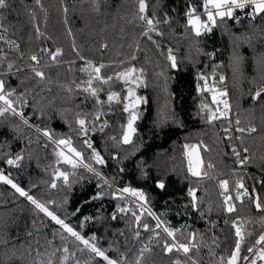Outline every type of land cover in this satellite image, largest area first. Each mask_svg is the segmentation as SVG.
<instances>
[{
  "label": "trees",
  "instance_id": "trees-1",
  "mask_svg": "<svg viewBox=\"0 0 264 264\" xmlns=\"http://www.w3.org/2000/svg\"><path fill=\"white\" fill-rule=\"evenodd\" d=\"M7 3V8L0 9V79L5 80L6 91L15 90L11 98L18 109L22 107L28 123L11 113L0 116V172L85 239L94 236L92 242L97 247L111 258H123V264H135L146 245L151 250L143 253L140 264H175L177 260L180 264H221V257L226 264L237 240L233 221L245 233L238 264L244 257L251 264L255 257L247 249L264 232V210L253 202L259 195L264 203V92L254 98L256 91L264 88V13L253 19L248 15L250 7L237 10L239 22L217 18L210 32L196 36L186 13L194 7L204 20L203 0H145V13H140L139 0H98V6L97 0ZM142 15L160 21L156 31H149ZM57 49L62 54L53 61L50 53ZM169 49L176 57V67L168 59ZM32 55L38 56L39 65L30 59ZM89 61L97 67L107 66L101 69L102 76H113L108 84L93 80L92 86L102 89L98 93L104 101L101 105L85 91ZM8 64L13 65L11 70ZM34 65L45 73L44 79L32 71ZM131 66L143 69L142 76L139 71L136 75L146 86L133 87L136 96L147 102L137 105L136 134L130 144H124L121 141L129 118L124 105L129 101L125 98L130 85L115 74ZM201 75L207 77L213 91L204 89ZM224 88L234 117L240 121L235 133L226 117L209 119L212 112L219 115L220 103L213 101V95L219 101L216 90ZM111 92L120 94L119 103H107ZM16 96L21 99L17 101ZM97 111L102 113L99 120H95ZM77 113L87 118V136L79 131ZM249 127L256 131H238ZM44 130L50 131L54 140L70 137L72 146L83 153V164L94 171L83 164L73 169L62 159L58 162L56 152L63 149L67 153L68 149L57 148ZM86 139L105 164L91 158L92 149L83 143ZM185 145L198 148L186 149ZM234 147L241 159L248 158L245 164L237 161ZM197 152L203 161L200 170L206 176L195 177L188 170V154L194 157ZM17 155L23 156L19 166L5 165ZM209 163L214 167L209 168ZM57 170L69 173L68 184L55 179ZM159 179H163L164 189L157 186ZM54 180L56 187L52 188ZM221 180L229 183L227 194L233 197L235 212L226 211ZM240 180L250 193L242 201L236 199ZM124 187L142 190L148 209L170 227L182 229L183 235L177 233L181 242H187L188 233L195 232L197 247L188 254L166 253L151 230L155 218L148 216L147 210L141 214L127 193L118 198ZM189 188L196 189V208ZM100 192L104 193L101 198L92 199ZM118 206L130 211L118 212ZM133 212L141 217L139 223ZM144 223L150 230L142 227ZM156 231L166 236L162 229ZM49 262L107 264L10 184L0 181V264ZM256 264H264V260L257 259Z\"/></svg>",
  "mask_w": 264,
  "mask_h": 264
},
{
  "label": "snow or ice",
  "instance_id": "snow-or-ice-1",
  "mask_svg": "<svg viewBox=\"0 0 264 264\" xmlns=\"http://www.w3.org/2000/svg\"><path fill=\"white\" fill-rule=\"evenodd\" d=\"M39 2V0H37ZM97 6H98V0H97ZM8 3L7 0H0V9L2 8H7ZM250 7V12L248 13L249 16H251L253 19H255L256 15L264 13V0H203V8H204V13L206 14V19L202 20L200 15H196V9L194 7L189 8L188 12L186 13L187 15V22L188 25L191 26L192 30L195 32L196 36H200L202 32H210L212 30V26L216 25V20L217 18L224 20V18H234L236 22H239L240 17L235 16V12L237 10H243L245 8ZM147 9V4L145 3V0H139V10L140 13H145ZM67 11V9H65ZM142 20L145 21V23L149 27V31H156L155 25L158 24L160 21L156 20L154 21L153 19L148 18L145 15H142L140 17ZM167 22V21H165ZM161 35L163 33H160ZM147 35V33H145ZM3 37L0 36V39ZM12 43V42H10ZM18 47V46H17ZM61 50L57 49L55 53H50L51 59L53 61L56 60L57 55H60ZM32 61L35 62L36 65L40 64V60L37 55H32L30 57ZM132 59H135L133 56ZM168 59L172 62L171 66L176 67V57L172 54V50H168ZM240 57H236V62L239 63ZM89 68L91 71L89 72L90 79L87 81L88 87L85 88V91L88 92L92 97L96 98V103L98 105H101L104 103V101H101L99 98V91H102V89H98L96 87L92 86L93 80L100 81L102 84H108L110 81L113 80V76L109 75L107 77L102 76L101 69L107 67L104 64L97 66L92 65V62H88ZM13 67L12 64H8L9 70ZM32 71L35 73L36 76L40 77L41 79L45 78V73L41 70H39L35 65L32 67ZM82 71H88V69H82ZM139 71L140 76L143 75V69L137 70L135 66H131L124 71L118 72L115 74L116 79L123 80L126 84H129L130 86L127 88V96L125 99L132 101L131 103H127L124 105V111L129 113V118L127 121V125L125 126V130L122 136V143L124 144H130L132 142V137L136 134V128L134 127L135 121L138 119L137 112L135 111L137 105L139 103H146V98L144 97H139L136 96L135 94V89L133 86H146L144 84V81L140 79V76H137L136 73ZM199 79L204 80V89H207L208 91H213V89H209L207 85V77L201 75ZM221 80L224 79L223 76L220 77ZM139 81V83H138ZM5 80L0 79V116H3L5 113H11L13 116H19L25 124L28 123L27 119H24V112L21 108H17L15 101L11 98L14 95L15 90H7L5 87ZM199 87V86H198ZM219 95L221 97H226L227 96V91H219ZM264 92V88H261L256 91L255 97L254 98H259L261 93ZM21 96H16V100H20ZM113 101H116L117 103L120 102V94L118 92H111L107 96V103L111 104ZM213 101L223 104L224 111H219V115H217V112H212L209 119L210 120H215L220 117H227L228 116V111L230 110V105L228 103L227 99H222L217 101V97L214 94L213 95ZM202 107L207 108V105H203ZM102 115L101 112L97 111L95 115V120H99L100 116ZM76 123L79 126V131L81 134L87 136L88 134V121L86 117H83L81 114L77 113L76 116ZM237 124L240 123L239 120L236 121ZM107 126V122L105 121L103 127ZM103 127L101 128V131L103 130ZM96 130L95 123L93 122L92 124V131ZM227 131V129H226ZM238 131L243 133L245 131L248 132H255L256 129L254 127H249L248 129L245 128H238ZM43 134L47 136L50 140H52V143H54L57 148H60V146H63L64 148L68 149V152L66 153L63 149H60L59 151L56 152V155L58 157V162L60 159L63 160L64 163L71 165L73 169L79 167L81 164H83V153L80 151H77L75 147L72 146V140L71 138H62L58 140H54L52 138V133L50 131L44 130ZM113 139H115L113 137ZM84 144L87 145L89 149H92V159L97 163V164H105L104 158L100 155L99 152H97L93 146L90 140H84ZM186 149L187 148H198L197 145H185L184 146ZM233 153L237 157V161L243 165L247 162V157H244L243 159L240 158V152L236 150L234 147ZM248 151L247 148L244 149V152L246 153ZM77 159H73V155ZM189 155V163H188V170L191 172V174L195 177H200L202 175H207V173H202L201 172V167L203 165V161L199 156V153H196V161H195V166L193 164L192 160V155L191 153ZM23 159L22 155H17L14 159H8L7 163L9 165H15L19 166L18 162ZM83 167H85L88 171H94L91 165L89 164H83ZM209 168L214 167L211 163L208 164ZM122 171V169H121ZM99 175V173H96ZM55 179L59 180L62 179L64 184H68L69 181V173L61 170H57L54 173ZM0 181H4L7 184H10L16 192L19 193V195L26 197L29 201L32 202L36 206V208L40 209L41 211L45 212L53 221H55L58 225H60L64 230H66L67 233H69L72 237H75L76 240L81 241L83 245L89 249L92 253H94L96 256L103 258V260L107 261V264H123V258L121 260H117L114 258L109 257L106 254L105 250H102L101 248L97 247L96 243L92 242L95 240V237H89L88 239H85L80 232L76 231L72 226L67 224L65 220L59 218L57 215H55L53 212L49 211V209L45 206V204L41 203L38 201L36 198H34L32 195H29L27 191H25L23 188H21L19 185L15 184L12 179H9L8 176H5L2 172H0ZM105 183L107 181L105 180ZM157 186L160 189L165 188V183L163 179H159L157 181ZM52 188L56 187L55 180L51 184ZM220 187L223 190L221 192V195L223 196V203L226 208L227 212H235V204L232 203L233 197L231 195H228L227 193L229 192V183L227 180H221L220 181ZM237 191H236V199L238 200H243V197L245 196H250V193L248 189L245 187L244 183L242 180L237 181L236 184ZM243 191H240V190ZM123 193H130L134 197H138L140 201H143L144 204H147V197L146 194L142 190L134 189L131 187H124L120 189L117 193L118 198H122L120 194ZM189 196L192 197V207L196 208L197 206V198H196V189L195 188H189L188 190ZM104 195L103 192L97 193L96 196H93L92 199H99ZM253 202L255 204V207L257 209H262L264 210V203L261 202L259 195H256L253 198ZM144 204L140 205L141 208V214L144 213ZM118 212H127L130 211V209L125 208V207H119L117 208ZM132 215L136 218L137 223H139L141 217L137 216L135 212L132 213ZM147 215L152 216L155 218L156 223L153 229H151L155 236L157 238H160V242L163 245V249L166 253H172V252H183L184 254H188L189 252L192 251L193 248L197 247V244L195 243V237L196 233L195 232H190L188 233L187 237L185 238L187 242H181L177 238V233H180L183 235L182 229H176L170 227L166 221H163L157 216L154 212H152L150 209L147 210ZM203 215V214H202ZM116 218V214L114 213L112 216V219ZM91 219L90 217H85V220ZM233 226L235 228V236L237 237L235 247L231 253L230 256L227 257L226 264H238V261L240 260V251H241V244L243 243L245 239V233L243 232L241 226L237 221H233ZM142 227L145 230H150V226L147 223H144ZM156 229H162L163 233L166 234V236L162 237L160 231H156ZM140 233L137 231L136 236L139 237ZM250 235V234H249ZM170 238V239H169ZM262 242H264V234H261L256 241V244L259 245ZM147 247V245L141 250L139 257L135 261V264H140L141 260L143 259V253L145 251H150ZM63 251L65 253L68 252L67 248H64ZM83 251V249H81ZM249 253L255 252V258L251 260V264H256V260H264V247L259 248L258 251L255 250V246L249 247L247 249ZM68 257L67 255L64 257V260L67 261ZM243 259L247 260L248 257H244ZM51 264V262H49ZM78 264V262H77ZM175 264H180V261L177 260L175 261ZM193 264H196L195 261H193ZM221 264H225V260L223 257H221Z\"/></svg>",
  "mask_w": 264,
  "mask_h": 264
},
{
  "label": "built area",
  "instance_id": "built-area-1",
  "mask_svg": "<svg viewBox=\"0 0 264 264\" xmlns=\"http://www.w3.org/2000/svg\"><path fill=\"white\" fill-rule=\"evenodd\" d=\"M203 16H204V18L206 19V14H205L204 12H203ZM225 90L227 91V96H226V97H221V96H220L219 100L227 99L229 105L231 106V107H230V110L228 111V116H227L226 118H227V119L229 120V122H230V130L232 131V133H235V132L237 131V128H236V119H235V117H234V112H233L232 104H231L230 99H229L228 90H227L226 88H224L222 91H225ZM224 110H225V109H224V107H223V104L220 103L219 111H224ZM7 160H8V159H7ZM7 160L5 161V165H6V166H9V164L7 163ZM126 196H127L128 199H129V200H130L135 206H137V207H140L141 204H144V202H143V201H140L138 197H134V196H132L130 193H127ZM144 209H145V210H148V207L146 206V204H144ZM262 234H264V232H263ZM260 235H261V234H260ZM260 235H259V236H260ZM259 236H258V238H259ZM258 238L255 240L254 245H253V246H255V250H256V251H258L259 248L264 247V242H262V243L259 244V245L256 244V241L258 240ZM251 254L255 257V252H253V253H251ZM242 264H248V262H247L246 260H244V261L242 262Z\"/></svg>",
  "mask_w": 264,
  "mask_h": 264
},
{
  "label": "rangeland",
  "instance_id": "rangeland-1",
  "mask_svg": "<svg viewBox=\"0 0 264 264\" xmlns=\"http://www.w3.org/2000/svg\"><path fill=\"white\" fill-rule=\"evenodd\" d=\"M131 102H132V101H130V100L128 101V103H131ZM192 157H193V156H192ZM192 160H193V164L195 165V161H196V156H195V155H194V157H193ZM146 206H147V204H146Z\"/></svg>",
  "mask_w": 264,
  "mask_h": 264
}]
</instances>
